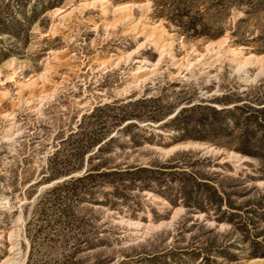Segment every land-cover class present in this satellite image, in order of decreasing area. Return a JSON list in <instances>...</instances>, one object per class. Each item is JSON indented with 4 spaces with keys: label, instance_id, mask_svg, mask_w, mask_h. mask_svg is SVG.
<instances>
[{
    "label": "rangeland",
    "instance_id": "374dc122",
    "mask_svg": "<svg viewBox=\"0 0 264 264\" xmlns=\"http://www.w3.org/2000/svg\"><path fill=\"white\" fill-rule=\"evenodd\" d=\"M0 47L12 49L0 61V264H27L30 250L33 262L61 264L81 236L104 242L81 244L75 264H264L258 229L218 224L149 189L117 201L112 186L94 188L92 199L72 203L74 224L48 227L39 237L31 220L46 191L85 171L43 179L62 140L84 114L118 99L157 98L149 104L162 115L140 122L154 142L131 148L122 137L114 144L106 157L115 163L201 151L218 163L211 170L247 177L256 197L264 194L262 161L237 152L230 137L194 138L204 134L195 122L191 137L176 139L183 132L172 122L184 106L231 107L240 94L264 106V0H54L38 9L28 36L1 35ZM210 244L231 255H208Z\"/></svg>",
    "mask_w": 264,
    "mask_h": 264
},
{
    "label": "trees",
    "instance_id": "16d2710c",
    "mask_svg": "<svg viewBox=\"0 0 264 264\" xmlns=\"http://www.w3.org/2000/svg\"><path fill=\"white\" fill-rule=\"evenodd\" d=\"M13 1L17 7L8 0L0 8V36L20 39L28 36L30 26L37 19L38 9L52 7L54 0H42L40 4L34 0L36 4L30 7V11L31 0ZM29 12L33 13L32 16H28ZM11 52L9 47H0V61L8 58ZM240 95L238 102L241 103L231 107L217 108L203 104L182 107L172 119V122H177V131L183 132L176 139L191 137L188 129L195 122L204 128V134L194 138L208 140L230 137L237 142L234 146L237 152L264 164V106L246 101ZM157 101L153 97L128 101L118 99L97 105L90 113L82 116L78 128L62 140V146L51 157L54 163L50 161L48 173L43 179L51 181L62 175H70L86 165L85 171L82 175L64 180L42 195L34 207L31 219L37 222V237L48 227L74 224L71 217L72 203H80L86 196L92 199L93 189L106 185L112 186L111 194L117 201L128 200L134 190L149 189L165 197L174 206L182 204L191 213H204L206 218L215 219L218 224L226 222L246 233L258 229L255 236H263L264 194L256 197V187L246 182L247 177L211 170L218 164L212 155L188 150L175 152L164 160L156 158L145 164L139 161L130 164L114 162L111 156L115 151L114 144L122 137H128L127 143L131 148L143 146L145 142H154V137L142 133L144 129L140 122L159 119L162 113L157 112L156 105L149 104ZM222 103L228 104L227 101ZM203 109L212 115L207 114L199 119L193 115H184L189 111ZM228 120H232L233 125L226 132L230 126ZM108 154H111L110 157H106ZM222 165L230 167L229 162ZM260 172V177L264 178V166ZM240 199L243 200L239 202ZM103 242H90L83 236L79 237L75 243L78 247L61 264H75L73 257L80 251L81 244L96 248ZM251 242L259 244V240ZM205 250L208 255L210 252L231 255L225 252V248L212 247V244ZM32 251L27 264H39L37 260L33 262Z\"/></svg>",
    "mask_w": 264,
    "mask_h": 264
}]
</instances>
